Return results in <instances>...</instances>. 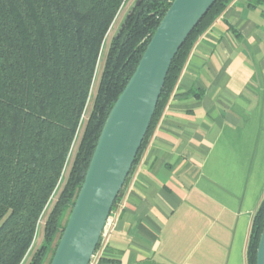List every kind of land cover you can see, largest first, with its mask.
I'll use <instances>...</instances> for the list:
<instances>
[{"label":"trees","instance_id":"16d2710c","mask_svg":"<svg viewBox=\"0 0 264 264\" xmlns=\"http://www.w3.org/2000/svg\"><path fill=\"white\" fill-rule=\"evenodd\" d=\"M126 1L0 0V264H23L33 246L89 104L105 40ZM172 1L136 2L112 39L67 181L45 223L43 245L30 264H51L110 112ZM234 1L217 0L179 50L130 174L194 45ZM263 230L264 200L253 221L248 264H256Z\"/></svg>","mask_w":264,"mask_h":264},{"label":"crops","instance_id":"0c3cea01","mask_svg":"<svg viewBox=\"0 0 264 264\" xmlns=\"http://www.w3.org/2000/svg\"><path fill=\"white\" fill-rule=\"evenodd\" d=\"M263 200L264 0H235L194 45L96 264H248Z\"/></svg>","mask_w":264,"mask_h":264},{"label":"water","instance_id":"95a60500","mask_svg":"<svg viewBox=\"0 0 264 264\" xmlns=\"http://www.w3.org/2000/svg\"><path fill=\"white\" fill-rule=\"evenodd\" d=\"M216 2L172 1L135 73L110 112L51 264L91 263L149 130L172 62ZM256 264H264V230Z\"/></svg>","mask_w":264,"mask_h":264},{"label":"rangeland","instance_id":"374dc122","mask_svg":"<svg viewBox=\"0 0 264 264\" xmlns=\"http://www.w3.org/2000/svg\"><path fill=\"white\" fill-rule=\"evenodd\" d=\"M135 2H138V0H127L125 2V4L123 5L121 11L119 12V14H118V16H117V18H116V20H115L110 32H109L107 38L105 40V44L103 46V49H102V52H101V56H100V59H99L97 72H96L95 80H94V83H93V89H92L91 97L89 99V104H88L87 109L85 111L81 126H80L79 131H78V135H77L76 141L74 143L72 152L70 154L68 163L66 165L65 172L63 174L61 183H60L59 187L57 188V191L55 192L52 200L50 201L48 207L46 208V210H45V212H44V214H43V216H42V218H41V220H40V222L38 224L37 231H36V237H35L33 246L31 248L29 254L27 255L26 259L24 260L23 264H30V262L32 261L33 257L37 253V251L40 250V248L43 245L44 237H45V235H44L45 223L47 221V218H48V216H49L54 204L56 203V201H57V199H58V197L60 195V192L62 191V188L64 187V184L67 181V178H68V175H69L73 160L75 158V155H76V152H77V149H78V145L80 143L82 134H83L84 129H85V125L87 123L88 117H89L90 112H91V108H92V105H93V102H94V99H95V95H96V92H97V88H98V85H99L100 77H101V74H102V70H103V67H104V64H105L106 56H107L111 41L118 34V32L120 31V29H121L122 25L124 24L129 12L132 10V7L134 6L133 4ZM48 257H50L49 254L47 255V258ZM44 264H47V262L44 263Z\"/></svg>","mask_w":264,"mask_h":264},{"label":"built area","instance_id":"2783aa9c","mask_svg":"<svg viewBox=\"0 0 264 264\" xmlns=\"http://www.w3.org/2000/svg\"><path fill=\"white\" fill-rule=\"evenodd\" d=\"M111 215H112V213H111ZM111 215H110V217H109V219L105 225L101 240L105 239L109 234V231H110V228H111V225L113 222V218ZM96 262H97V260H96V254H95L90 264H96Z\"/></svg>","mask_w":264,"mask_h":264}]
</instances>
